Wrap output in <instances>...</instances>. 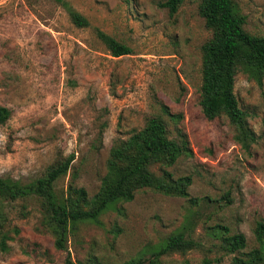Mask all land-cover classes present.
I'll return each mask as SVG.
<instances>
[{
    "label": "rangeland",
    "instance_id": "obj_1",
    "mask_svg": "<svg viewBox=\"0 0 264 264\" xmlns=\"http://www.w3.org/2000/svg\"><path fill=\"white\" fill-rule=\"evenodd\" d=\"M67 1L88 27H75L52 0H0V104L11 109L0 126V176L28 184L71 156L55 191L65 195L71 185L92 197L115 142L160 116L169 136L181 131L191 149L166 170L174 178L190 175L188 192L198 202L141 190L133 200L109 206L99 224L79 222L66 250H57L36 196L2 200L0 264H77L90 258L120 264L137 257L149 264L151 252L180 231L199 246L164 254L159 264L246 259L259 247L253 230L264 220V73L238 66L234 91L256 141H237L225 114L208 120L199 104L201 46L212 36L200 0H183L173 15L160 6L165 0ZM233 2L243 28L264 36V0ZM97 29L132 53L112 56ZM163 105L179 117L167 116ZM151 170L161 173L158 165ZM217 224L227 235L242 233L245 247L233 253L220 248Z\"/></svg>",
    "mask_w": 264,
    "mask_h": 264
},
{
    "label": "trees",
    "instance_id": "obj_2",
    "mask_svg": "<svg viewBox=\"0 0 264 264\" xmlns=\"http://www.w3.org/2000/svg\"><path fill=\"white\" fill-rule=\"evenodd\" d=\"M66 11L71 23L78 28L89 26L88 19L67 0H52ZM183 0H165L160 6L167 8L170 15L176 13ZM199 13L212 36L201 46V85L199 104L203 116L212 120L225 114L236 127V140L243 143L256 141L254 131L249 127L246 112L239 106L234 86L240 64L264 73V36L247 32L243 28L244 18L238 14L233 0H200ZM97 37L108 52L115 57L128 55L132 49L113 36L97 29ZM162 111L170 118L178 114L169 111L166 105ZM11 116V109L0 104V126ZM191 154L187 137L179 131L170 137L166 122L160 116L149 117L144 125L134 130L126 139L115 142L106 161V173L97 193L88 197L82 187L69 186L68 192L59 195L55 191L56 180L69 168L72 157L66 158L48 168L45 174L28 184L0 176V201H14L36 196L40 201L42 225L53 237L57 250H66L68 235L79 222L100 223V215L114 202L131 201L135 194L144 189L168 196L186 198L191 204L198 202L189 195L192 184L190 175L174 178L166 170L183 155ZM158 165L161 173L151 170ZM1 203V202H0ZM220 232L219 247L229 253L245 247L242 233L227 235L228 229L215 225ZM221 230V231H220ZM254 235L259 247L246 253L247 258L234 257L232 264H264V220L256 222ZM4 239L1 243L4 246ZM199 246L184 232L172 233L151 252L149 264H159L160 257L174 251H186ZM68 260V259H67ZM68 264H75L67 261ZM77 264H107L90 258ZM120 264H144L142 257L132 258ZM204 264H209L204 260Z\"/></svg>",
    "mask_w": 264,
    "mask_h": 264
}]
</instances>
